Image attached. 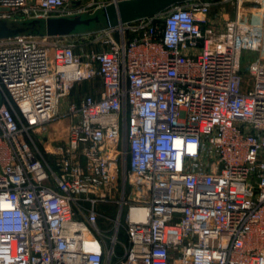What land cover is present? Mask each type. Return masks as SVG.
<instances>
[{
	"label": "built area",
	"instance_id": "built-area-1",
	"mask_svg": "<svg viewBox=\"0 0 264 264\" xmlns=\"http://www.w3.org/2000/svg\"><path fill=\"white\" fill-rule=\"evenodd\" d=\"M121 1L0 0V21ZM0 264H264V0L1 39Z\"/></svg>",
	"mask_w": 264,
	"mask_h": 264
},
{
	"label": "water",
	"instance_id": "water-1",
	"mask_svg": "<svg viewBox=\"0 0 264 264\" xmlns=\"http://www.w3.org/2000/svg\"><path fill=\"white\" fill-rule=\"evenodd\" d=\"M193 0H126L108 5L91 18H50L46 22L32 21L24 24H9L0 21V40L11 39L23 34L63 37L74 34L79 27L106 24L119 27L147 19L168 11L170 8ZM43 31V33H40ZM202 44V40H199Z\"/></svg>",
	"mask_w": 264,
	"mask_h": 264
},
{
	"label": "rangeland",
	"instance_id": "rangeland-1",
	"mask_svg": "<svg viewBox=\"0 0 264 264\" xmlns=\"http://www.w3.org/2000/svg\"><path fill=\"white\" fill-rule=\"evenodd\" d=\"M213 1V0H211ZM249 4L247 1L242 3L241 6V11L240 14L244 16V14L247 16L248 12L250 11L249 9ZM254 8V7H253ZM238 9H237V3H228V4H218V5H214L211 11V23L212 25L216 26V27H222L224 26L226 23H228L229 21H232L234 19L237 18L238 16ZM249 15V14H248ZM100 26L98 27H93V25L91 27H79L77 29V31L75 33H83L89 30H94V29H99ZM248 58L250 57L252 60H254V56L252 55H248ZM249 62L244 59L242 62V77L245 79H249L250 75H249Z\"/></svg>",
	"mask_w": 264,
	"mask_h": 264
},
{
	"label": "crops",
	"instance_id": "crops-1",
	"mask_svg": "<svg viewBox=\"0 0 264 264\" xmlns=\"http://www.w3.org/2000/svg\"><path fill=\"white\" fill-rule=\"evenodd\" d=\"M93 88H96L97 90H93ZM83 90L85 91V93H94V94H97V96H99L102 91L101 82L97 81L93 84L86 83L83 86Z\"/></svg>",
	"mask_w": 264,
	"mask_h": 264
},
{
	"label": "trees",
	"instance_id": "trees-1",
	"mask_svg": "<svg viewBox=\"0 0 264 264\" xmlns=\"http://www.w3.org/2000/svg\"><path fill=\"white\" fill-rule=\"evenodd\" d=\"M98 26H100V28L101 27H104V26H107L106 24H103V25H93V27H98ZM40 33H43V31H41Z\"/></svg>",
	"mask_w": 264,
	"mask_h": 264
},
{
	"label": "bare ground",
	"instance_id": "bare-ground-1",
	"mask_svg": "<svg viewBox=\"0 0 264 264\" xmlns=\"http://www.w3.org/2000/svg\"><path fill=\"white\" fill-rule=\"evenodd\" d=\"M92 249L94 248V247H91Z\"/></svg>",
	"mask_w": 264,
	"mask_h": 264
}]
</instances>
